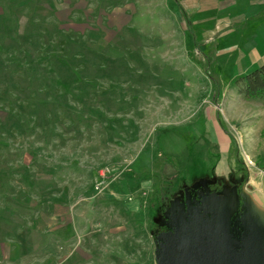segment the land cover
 Wrapping results in <instances>:
<instances>
[{"label": "rangeland", "instance_id": "rangeland-1", "mask_svg": "<svg viewBox=\"0 0 264 264\" xmlns=\"http://www.w3.org/2000/svg\"><path fill=\"white\" fill-rule=\"evenodd\" d=\"M197 10L0 0V264H264V15Z\"/></svg>", "mask_w": 264, "mask_h": 264}, {"label": "trees", "instance_id": "trees-1", "mask_svg": "<svg viewBox=\"0 0 264 264\" xmlns=\"http://www.w3.org/2000/svg\"><path fill=\"white\" fill-rule=\"evenodd\" d=\"M185 21L189 24L188 20ZM234 85L238 87L239 93L246 99H260L264 101V63L248 73L239 76L234 80ZM217 89H219L218 86ZM244 183L245 181H243L241 185ZM243 233H246L245 237L249 238V232L247 231L245 225L242 227V232L239 234L232 232L233 243L242 242Z\"/></svg>", "mask_w": 264, "mask_h": 264}, {"label": "crops", "instance_id": "crops-1", "mask_svg": "<svg viewBox=\"0 0 264 264\" xmlns=\"http://www.w3.org/2000/svg\"><path fill=\"white\" fill-rule=\"evenodd\" d=\"M208 1L209 3H216L221 5V1L222 0H180L181 4L185 6V8H189L192 12V15L194 16H197V9H201L203 6H205L206 4H208ZM232 4L235 6L236 4L237 5H242V6H247L249 7V10H250V13H252V15H257L259 14V21L255 22L253 28H252V32L254 33V28H255V25L259 22H261V19H262V15H264V0H232ZM230 6V4H228ZM262 8V9H261ZM184 11V10H183ZM185 13V12H183ZM184 19L185 20H188L190 26H191V29H192V23L190 22L189 18H187V15L184 14ZM188 24V25H189ZM255 34H252L251 33V37L255 38L254 37ZM262 64V63H261ZM212 220V219H211ZM214 221V220H213ZM212 227V228H211ZM208 230L211 231V232H218L219 236L221 237V239L223 241L226 242V240L230 238V236H228L229 234H225L224 231L222 230H219V231H216V229L213 228L212 224L211 226L208 225ZM255 236V235H254Z\"/></svg>", "mask_w": 264, "mask_h": 264}, {"label": "water", "instance_id": "water-1", "mask_svg": "<svg viewBox=\"0 0 264 264\" xmlns=\"http://www.w3.org/2000/svg\"><path fill=\"white\" fill-rule=\"evenodd\" d=\"M236 222V221H235ZM245 225V227H246V229H247V231L249 232V238H246L245 236V234L246 233H243L242 234V237H244V240H242V242H236V243H233V240H232V235L230 236V238H229V240H231V242H232V245H233V247H234V251L236 252V248L238 249H241L242 250V253H240L239 254V256L237 255V256H234V263L232 262V260H230V263L229 264H237V263H239L238 262V259H240V260H245L246 258H247V251H246V242L247 241H249L250 240V238H251V232H250V230L248 229L249 227L248 226H246V224H244ZM235 234H238V232H234ZM236 247V248H235ZM237 257V258H236ZM258 264H260V263H258Z\"/></svg>", "mask_w": 264, "mask_h": 264}]
</instances>
